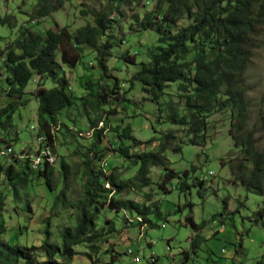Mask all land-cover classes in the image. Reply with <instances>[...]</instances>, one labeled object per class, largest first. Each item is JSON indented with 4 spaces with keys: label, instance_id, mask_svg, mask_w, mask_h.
<instances>
[{
    "label": "rangeland",
    "instance_id": "rangeland-1",
    "mask_svg": "<svg viewBox=\"0 0 264 264\" xmlns=\"http://www.w3.org/2000/svg\"><path fill=\"white\" fill-rule=\"evenodd\" d=\"M158 2L142 0L137 9L124 6L123 14L117 19L106 67L107 74L119 80L120 95L118 99H114L116 96L108 100L104 106L105 111L114 112L105 116L103 124L101 117L105 114L101 117L89 114L90 119L97 122V129H103L102 143L98 145L102 149L100 157L88 153L94 135L90 120L81 107V99L87 94V83L97 89L101 70L96 51L81 47L79 63L72 69L65 67L68 93L74 98L75 105L58 116L70 131L55 133L58 161L52 165L54 189L50 191L33 174L15 196L0 181V190L7 195L5 206L0 210L8 229L3 240L11 245L37 247L39 263L46 260L41 245L47 225L52 233L51 242L57 245L61 240L60 231L76 225V212L70 203L83 198L87 179L83 157L88 154L91 169L98 172L103 167L106 176L113 174L118 184L124 182L128 185L120 194L114 195L117 207L128 200L147 205L151 225L146 223L141 227L137 214H131L128 209L120 212L102 209L96 220V233L102 235L101 238L75 246L76 254L71 264H264V195L248 191L234 182L235 157L239 151L229 135L230 112L210 116L206 143L193 145L190 142L192 137L187 134L188 126L168 120L171 108L179 117L189 115L185 101L178 96V85L171 83L157 103L142 91L139 82L132 84L130 81L140 64L149 61V52L161 45L158 33L140 29L133 22L132 15L141 18L157 7L162 14L166 5L159 3L158 6ZM35 4V0H0V19L9 15L13 17L11 23L16 24L15 27L0 24V51L19 36L24 26L43 37L47 30L55 29V24L60 28L68 26L74 33L85 24H92V15L103 10L107 0H65L62 10L40 20L33 17ZM256 43L245 73L247 127L254 132L256 148L264 154V27ZM125 55L135 58V63L125 59ZM1 64L2 57L0 109L11 100L6 97V73ZM39 84L46 89L55 87L50 78L41 79L34 73L21 97L23 104L13 114V128L0 126V147H5L3 140H6L18 158L34 157L40 147L38 101L33 96ZM126 126H130L132 138L126 136ZM168 133L172 138L167 142L165 162L150 167L149 184L144 186L137 177L140 165L120 155L118 148L129 147L131 155L157 152ZM24 150L26 153L22 154ZM62 159L68 165L66 181L59 168ZM10 160L13 158L2 159ZM54 160L52 155L51 163ZM170 171L175 175L168 176ZM103 182L104 189L115 190L111 184ZM62 189L66 190L65 203L63 199L56 200ZM196 235L202 240L193 249L191 241Z\"/></svg>",
    "mask_w": 264,
    "mask_h": 264
},
{
    "label": "trees",
    "instance_id": "trees-1",
    "mask_svg": "<svg viewBox=\"0 0 264 264\" xmlns=\"http://www.w3.org/2000/svg\"><path fill=\"white\" fill-rule=\"evenodd\" d=\"M35 1L33 17L37 20L52 16L65 5V0ZM141 2L142 0H107L104 9L92 15L93 23L85 24L74 33L68 26L60 28L55 24V29L47 30L43 37L24 26L19 31V36L5 50L0 51L1 66L6 73V97L11 99L0 109L2 128H13V114L23 104L21 97L34 73L41 79L47 77L55 83V87L51 89L39 84L33 96L38 101L37 117L40 134L43 136L39 137L43 138L44 145L51 146L56 160L34 171L28 159L12 156L13 160L7 162L2 159L10 157L0 158V181L15 196L33 174L50 191L54 189L53 166L58 161L55 154L57 148L54 145L55 133L59 130L67 133L70 131V127L60 122L58 116L63 110L75 105L74 98L68 93L69 81L65 75V67L72 69L79 63L81 47L96 51L97 64L101 70L96 90L93 89V84H86L87 94L81 99V107L90 120L94 135L88 153L93 152L97 157L102 152L98 145L102 143L103 129H97V122L91 120L89 114L100 117L105 114L101 117L103 124L105 116L114 112L104 110L108 100L116 96L114 99H118L120 95L119 80L107 74L106 67L115 38L113 31L117 19L123 14L122 8L126 6L137 9ZM159 3L166 5L162 14L157 7L141 18L137 14L132 15L133 22L140 29L155 30L158 33L161 45L149 52V61L140 64L130 79L131 83L139 82L142 91L157 103L170 84L176 83L178 96L185 101L189 115L179 117L170 105L172 113L168 120L173 124L188 126L187 134L192 137L190 142L193 145L206 143L210 116L230 112L229 135L239 151L235 157L237 165L234 182L240 183L248 191L264 195V154L256 148L254 132L247 127L248 104L245 98L248 90L245 73L264 27V0H159L158 6ZM12 18L7 15L0 19V24L15 27V22L11 23ZM124 58L135 63V58L128 55ZM103 81L106 83L103 84ZM124 132L127 137L132 138L130 126H126ZM171 138V133L166 134L157 152L131 155L129 147H119L117 152L125 158L133 159V164L140 165L137 177L146 186L149 184L150 167L164 164V153ZM3 142L5 147L11 146L6 140ZM25 153L24 150L22 154ZM83 158L87 177L83 198L70 203L76 212V225L64 227L60 231L59 245L51 242L52 233L47 225L41 245L46 260L39 263L36 258L37 247L11 245L3 240L8 229L5 220L0 216V264H71L76 254L75 246L101 238L102 235L96 233V220L102 209L107 208L113 212L128 209L131 214H137V222L141 227L146 223L150 224L147 205L128 200L117 207L114 195L127 188L126 183L118 184L113 174L106 176L103 167L98 172L91 169L88 154H84ZM59 168L63 180L66 181L68 165L63 159ZM167 175L175 174L170 171ZM103 181L111 184L115 190L104 189ZM203 183L201 181L200 185ZM185 186L187 185L184 184ZM65 195L66 190L62 189L56 200L63 199L65 203ZM6 200L7 195L0 190V210L4 208ZM201 240L202 237L196 235L191 241L192 248L198 247Z\"/></svg>",
    "mask_w": 264,
    "mask_h": 264
},
{
    "label": "built area",
    "instance_id": "built-area-1",
    "mask_svg": "<svg viewBox=\"0 0 264 264\" xmlns=\"http://www.w3.org/2000/svg\"><path fill=\"white\" fill-rule=\"evenodd\" d=\"M38 142L40 144L39 150L37 151L36 155L34 157L31 156V160L29 162L32 163V169L33 167H42L44 164L50 165L51 163V158L47 151L44 149V142L40 137H38ZM12 150L10 152H1V147H0V158H3V156H10V159L12 158ZM210 175H213V172L210 173ZM205 179V178H204ZM128 253H131L129 250ZM134 261H137V258L134 257ZM155 258L152 257V262H155Z\"/></svg>",
    "mask_w": 264,
    "mask_h": 264
},
{
    "label": "bare ground",
    "instance_id": "bare-ground-1",
    "mask_svg": "<svg viewBox=\"0 0 264 264\" xmlns=\"http://www.w3.org/2000/svg\"><path fill=\"white\" fill-rule=\"evenodd\" d=\"M43 137V136H42ZM42 137H40V139H42L43 140V138ZM51 146H49V145H44V149L47 151V153L49 154V156H50V158H52V155H53V152H52V150H51V148H50ZM12 149V147L11 146H8V147H5V148H1V152H10V150ZM12 156H15V153H14V151L12 150ZM4 157H10V156H3V158ZM20 158H23V157H20ZM29 160H31V158L30 157H28V161ZM29 164H30V167H31V169H32V163L31 162H29ZM39 168L40 167H33V169L32 170H34V171H38L39 170ZM205 180V179H204ZM203 180V181H204Z\"/></svg>",
    "mask_w": 264,
    "mask_h": 264
}]
</instances>
